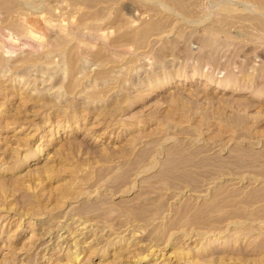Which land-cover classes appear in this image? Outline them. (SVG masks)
Listing matches in <instances>:
<instances>
[{"label":"rangeland","instance_id":"1","mask_svg":"<svg viewBox=\"0 0 264 264\" xmlns=\"http://www.w3.org/2000/svg\"><path fill=\"white\" fill-rule=\"evenodd\" d=\"M0 264H264V0H0Z\"/></svg>","mask_w":264,"mask_h":264},{"label":"bare ground","instance_id":"2","mask_svg":"<svg viewBox=\"0 0 264 264\" xmlns=\"http://www.w3.org/2000/svg\"><path fill=\"white\" fill-rule=\"evenodd\" d=\"M29 33H30V32H29ZM32 34H33V33H32ZM32 34H31V35H32ZM34 34H35V32H34ZM98 180H99V179H98ZM184 209H185V208H184ZM75 256H76V255H75Z\"/></svg>","mask_w":264,"mask_h":264}]
</instances>
